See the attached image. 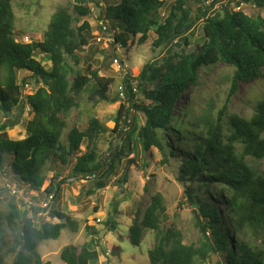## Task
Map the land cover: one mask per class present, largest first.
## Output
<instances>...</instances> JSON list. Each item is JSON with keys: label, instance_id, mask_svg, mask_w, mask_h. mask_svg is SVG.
Instances as JSON below:
<instances>
[{"label": "trees", "instance_id": "16d2710c", "mask_svg": "<svg viewBox=\"0 0 264 264\" xmlns=\"http://www.w3.org/2000/svg\"><path fill=\"white\" fill-rule=\"evenodd\" d=\"M74 1L75 11L62 7L54 14L43 41L20 43L15 32L13 0H0V112L6 120L0 121V176H13L11 185L19 189L43 190L47 198L53 196L54 202L68 179L57 173L46 186L48 164L60 160L69 166L70 159L75 157L70 178H96L104 168L98 151L100 139L108 133L118 137L127 135L132 125L129 124L131 112L135 110L144 117L137 143L127 141L113 155L112 172L131 152L138 155L139 147L144 153L157 149L166 163L170 157L181 158L167 138L174 131L177 137L186 139L187 157L181 161V179L191 184L186 192L190 203L198 206L195 225L203 238L199 246L186 245L181 231L167 221L163 196L156 194L141 222L130 228L132 244L140 246L145 231L156 234L155 245L148 252L150 264H204L211 256L221 259L218 264H264V178L248 162V158L264 161V99L251 119L228 114L242 83L256 81L264 69V15L252 17L228 7L217 12L216 7L226 0H177L164 20L161 10L166 3L162 0H121L118 5L106 4L100 16L106 25L113 26L107 25L114 33V44L122 46L120 30L130 33L139 45L145 44L153 32L157 36L155 48L166 49V56L161 62L147 64L136 78L127 75L122 88L127 105L120 106L113 130L98 119H92L88 128L81 130L77 126L69 129L68 121L70 113L79 107V99L92 84L94 97L108 101L107 94L115 80L102 77L90 68L89 74H85L71 66V61L82 64L79 54L90 45L92 32L87 21L77 26L76 15L90 16V5L94 3L101 7L98 0ZM206 1L210 2L209 6L202 7ZM240 1L264 10V0ZM190 3L200 5L195 19ZM200 22L204 42L188 52L190 35ZM38 55L50 57V70L37 59ZM220 64L234 69L227 78L225 106L216 116L207 111L195 115L187 109L194 122L184 120L177 124L176 110L181 107L183 97L199 84L203 70ZM21 72L31 76L19 81ZM30 81L40 85L32 94L25 92ZM140 94L146 102L137 99ZM23 107L30 109L33 119L27 124V136L13 140L9 130L15 126L7 119ZM66 130L67 142L63 144ZM136 130L134 127L131 134ZM85 144L86 152L79 154ZM113 147L111 143V151ZM136 164L135 159L127 160L118 183L120 187L129 183L131 167ZM100 181L99 186L105 188V180ZM50 208L31 206L20 210L10 206L8 214L0 213V264L9 234L14 237L8 249L9 254L16 255L13 264H52L43 262L38 251L40 244L56 241L68 226L74 227L70 217L56 210L53 215L58 222L46 219L36 227L34 219ZM109 224L110 231L117 229L113 220ZM249 234L256 242L246 238ZM100 257L87 244L80 248L71 245L61 253L64 264H95Z\"/></svg>", "mask_w": 264, "mask_h": 264}, {"label": "rangeland", "instance_id": "374dc122", "mask_svg": "<svg viewBox=\"0 0 264 264\" xmlns=\"http://www.w3.org/2000/svg\"><path fill=\"white\" fill-rule=\"evenodd\" d=\"M162 1L166 3L161 10L164 20L169 16L170 8L177 0ZM98 2L101 4L100 9L95 3L90 5L92 11L90 16L76 15L77 26L87 21L92 32L90 33V45L84 47V51L79 54L82 64L79 66L73 61L70 64L74 69H82L85 74H89L87 70L90 68L102 77L113 78L115 82L107 94L108 101H101L94 97L95 86L91 84L79 99V107L69 115V129L77 126L85 130L92 119H98L106 128L113 130L118 120L120 106L127 105L122 93L123 82L127 75L130 74L136 78L147 64L161 62L166 56V49L155 48L154 42L157 36L153 32L145 44L139 45L138 42L133 41L134 38L130 33L120 30L119 37L123 41L122 46L114 44V33L108 28V26H113L109 23L107 26L100 15L104 13L106 4L118 5L121 0H107V2L98 0ZM209 3L206 1L202 7L209 6ZM75 4L74 0H13L17 41L20 43L43 41L48 25L58 9L64 7L72 12L75 11ZM199 7L200 5L195 3L189 4L192 19H195ZM223 7H228L233 11H242L252 17L264 15V10L255 5L241 3L240 0H226L216 7V11L221 12ZM203 42V23L200 22L190 35V47L186 50L192 52L197 45ZM37 59L47 70H50L49 56L38 55ZM233 71L234 69L226 64L203 70L199 84L189 90L188 95L184 96L181 101V107L177 108L175 122L177 124H181L184 120H188L189 123L194 122V119L188 116L187 109L195 115L207 111L211 113V116H216L225 106L229 90L227 78ZM30 76L29 73L21 72L18 76L19 81ZM39 87L40 85H37L35 81H30L25 92L32 94ZM116 99L117 102L114 101ZM137 99L146 102L144 95L140 94ZM263 99L264 69L256 81L250 84L242 83L241 91L228 107V114L251 119L256 106ZM20 111L16 110L7 119L15 126L9 130L13 140H22L27 136V124L33 119L30 109L23 107ZM130 118L129 124L132 125L127 135L118 137L117 134L108 133L100 139L98 151L100 158L104 161V168L96 178L89 180L70 178V168L76 164L75 157L70 159L69 166H65L60 160L48 164L46 186L57 173L62 179H68L67 184L62 187L61 194L54 202H50V198H47L43 190L30 192L27 189H19L11 185V182L15 180L13 176H0V213L8 214L10 206L28 210L31 206L44 209L48 204L51 207L49 211L46 214L41 213L38 218L34 219L36 227L39 228L46 219L53 223L58 222L53 215L54 210L66 214L72 220L74 229L68 226L63 230L60 239L46 240L40 244L38 251L43 262L64 264L61 253L66 247L73 245L80 248L87 244L93 246L101 255L95 264H150L148 252L155 245L156 234L152 231H145L141 245L135 246L130 239V228L137 222H141L145 210L151 204L152 196L156 194L163 196L167 208V221L181 231L184 243L199 246L203 236L195 225L198 206L190 203L186 191L191 184L181 179L180 172L182 158L187 157L186 139L177 137L174 131L171 137L167 138L172 142L174 149L179 151L181 158L170 157L169 162L166 163L157 149H152L151 153H144L139 147V157L137 153L131 152L128 159L123 160L112 172L110 165L113 164V155L128 143L127 141L137 143L138 129L144 124L143 115L135 110L131 112ZM0 121L1 123L6 121L1 112ZM134 127L137 130L131 134ZM66 131L62 138L63 144L67 142L68 131ZM111 143L114 145L113 151L110 150ZM85 152L86 144L83 145L79 154ZM133 159L137 161V164L131 167L130 181L126 186L120 187L118 183L124 174L126 162ZM248 162L256 169L257 174L264 178V161L248 158ZM99 180H105L107 184L105 188L99 186ZM115 209L118 210L117 213ZM29 217H32V213ZM111 220L117 225L116 230L110 231L112 229L109 224ZM246 238L256 242L250 234ZM13 240L14 237L9 234L8 245L1 253L3 264H13L15 261L16 255L8 253ZM218 261L221 259L211 256L204 264H218Z\"/></svg>", "mask_w": 264, "mask_h": 264}, {"label": "built area", "instance_id": "2783aa9c", "mask_svg": "<svg viewBox=\"0 0 264 264\" xmlns=\"http://www.w3.org/2000/svg\"><path fill=\"white\" fill-rule=\"evenodd\" d=\"M212 1H214V0H212ZM14 193H15V192H14ZM49 198H50V202H51L52 199H53V196H50ZM47 206H48V204H47ZM47 206H45V207H47ZM99 222H101V221H99Z\"/></svg>", "mask_w": 264, "mask_h": 264}]
</instances>
